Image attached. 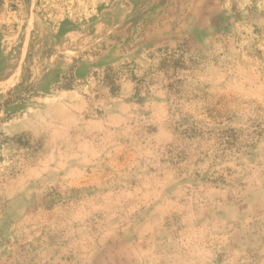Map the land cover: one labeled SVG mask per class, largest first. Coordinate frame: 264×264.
<instances>
[{"label":"rangeland","instance_id":"1","mask_svg":"<svg viewBox=\"0 0 264 264\" xmlns=\"http://www.w3.org/2000/svg\"><path fill=\"white\" fill-rule=\"evenodd\" d=\"M0 264H264V0H0Z\"/></svg>","mask_w":264,"mask_h":264},{"label":"crops","instance_id":"2","mask_svg":"<svg viewBox=\"0 0 264 264\" xmlns=\"http://www.w3.org/2000/svg\"><path fill=\"white\" fill-rule=\"evenodd\" d=\"M115 114L111 115V116H114ZM115 116H118V115H115ZM116 118V117H115ZM120 118V117H119Z\"/></svg>","mask_w":264,"mask_h":264}]
</instances>
